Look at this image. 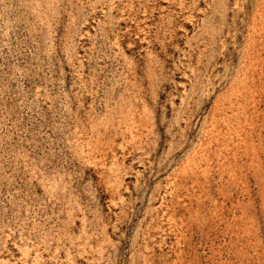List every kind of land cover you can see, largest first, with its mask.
<instances>
[{"label": "rangeland", "instance_id": "rangeland-1", "mask_svg": "<svg viewBox=\"0 0 264 264\" xmlns=\"http://www.w3.org/2000/svg\"><path fill=\"white\" fill-rule=\"evenodd\" d=\"M0 264H264V0H0Z\"/></svg>", "mask_w": 264, "mask_h": 264}]
</instances>
